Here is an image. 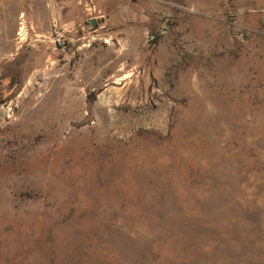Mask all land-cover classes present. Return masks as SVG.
I'll list each match as a JSON object with an SVG mask.
<instances>
[{
    "label": "rangeland",
    "instance_id": "rangeland-1",
    "mask_svg": "<svg viewBox=\"0 0 264 264\" xmlns=\"http://www.w3.org/2000/svg\"><path fill=\"white\" fill-rule=\"evenodd\" d=\"M0 264H264V0H0Z\"/></svg>",
    "mask_w": 264,
    "mask_h": 264
},
{
    "label": "built area",
    "instance_id": "built-area-1",
    "mask_svg": "<svg viewBox=\"0 0 264 264\" xmlns=\"http://www.w3.org/2000/svg\"><path fill=\"white\" fill-rule=\"evenodd\" d=\"M53 30H52V50L53 51H64L66 48V37L64 36V33L62 32V29L58 22H54L52 24Z\"/></svg>",
    "mask_w": 264,
    "mask_h": 264
}]
</instances>
